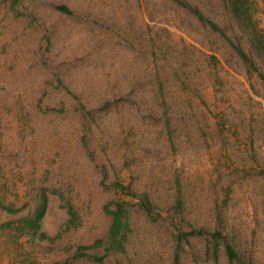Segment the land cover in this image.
I'll list each match as a JSON object with an SVG mask.
<instances>
[{"label":"rangeland","instance_id":"rangeland-1","mask_svg":"<svg viewBox=\"0 0 264 264\" xmlns=\"http://www.w3.org/2000/svg\"><path fill=\"white\" fill-rule=\"evenodd\" d=\"M189 1L241 44L258 69L247 67L221 34L159 3L140 8L136 0H23L19 8L35 11L38 20L33 21L0 0V200L12 201L19 209L11 213L0 206V264H172L167 214L152 220L135 202L130 206L133 232L126 253L113 252L103 262L75 256L78 245L105 236L110 224L104 204L114 193L102 186L96 163L107 164L110 179L112 166L119 169L125 154L132 170L152 168L149 175L154 169L157 175L159 166L169 170L165 157H154L152 150H160L161 144L155 146L150 135L135 152L127 150L133 140L130 135L126 139L130 126L143 125L130 109L132 99L152 87L153 72H161L174 109L185 111L176 137L181 149L172 160L190 166L204 185L232 187L237 227L253 239L256 254L264 260V177L257 173L264 168V53L251 35L252 23L264 32V0H241L252 16L245 27L231 17L223 0ZM56 3H68L75 13H61ZM91 11L94 14L87 17ZM155 33L171 36L172 49L164 58L160 50L155 58L143 40ZM184 73L191 76L192 85H184ZM55 75L82 93L95 110L91 130L84 129L79 101L58 88ZM194 88L202 97H193ZM106 102L111 107L106 109ZM50 106L65 107L58 112L48 110ZM216 121L224 129L220 134ZM200 125L215 134L210 147L202 143ZM189 130L196 135L194 145L188 141ZM85 132L95 159L82 142ZM128 174L124 171L127 179ZM149 175L143 173L137 181L152 182ZM42 188L50 195L43 227L53 239L3 226L27 214ZM55 188L64 189L80 209L79 227L64 230L67 213ZM193 240L202 245L199 237ZM187 257L183 255L181 264H204Z\"/></svg>","mask_w":264,"mask_h":264},{"label":"trees","instance_id":"trees-1","mask_svg":"<svg viewBox=\"0 0 264 264\" xmlns=\"http://www.w3.org/2000/svg\"><path fill=\"white\" fill-rule=\"evenodd\" d=\"M6 1L10 2V8L16 14L23 15L33 21L38 20L35 11L30 10L29 7L26 6L24 10H20L19 5L22 4L23 0ZM116 1L119 2L120 0ZM223 1L229 8L231 15H233L231 17H235L243 27L248 25L246 19L252 20L248 5L241 0ZM136 2L140 8H146L148 5H153V3L157 6V3H159L166 10L171 8L173 12H186L208 30L224 36L247 67L258 69L256 62L249 56L242 45L234 42L222 26L208 16L198 4L189 0H136ZM54 5L56 10L63 14L72 15L75 13V10L68 3H56ZM93 14V11L87 12V17ZM151 15L148 17L154 19ZM251 25L253 26L251 35L253 40H256L255 46L264 53V32L258 28L257 23H252ZM170 37L169 35L166 37L162 33H155L149 38L144 36L143 40L150 47L155 58H158L157 50H160L161 56L164 58L165 53L167 54L172 49L171 44L168 43V40L171 39ZM47 39L49 41L50 37L48 36ZM213 57L216 58V56ZM153 74L152 87L147 92L137 93L132 99L134 105L130 106V109L135 112V116L141 119L140 123L143 125L130 126L131 130H129L126 139L130 135L133 136V140L131 143L126 141L129 147L127 150L131 151V153L135 152L136 145L139 147L140 143L146 142V136L150 135L151 142L156 141L155 146L161 144L159 146L160 150H152L155 153L154 157H157V161L163 160L165 157L168 161L169 170L166 172L161 168L162 166H159L161 171L159 173L156 172L157 175H154L156 169L149 175V170H152V168L132 170L131 158L125 154V157L121 158V167L119 169L112 166L114 174L110 179L107 164L96 163L101 174L102 186L110 187L114 193L113 199L104 204V210L110 216V224L105 236L97 238L93 243L78 245L75 256L89 257L97 262H103L113 252L126 253L127 243L133 232L130 206L132 202H135V205L142 209L152 220H159L165 213L167 214L168 226L172 229V264H181L183 255H187V258L193 259L194 262H203L204 264H264V260L256 254L253 248V239L245 237L242 229L237 227V216L233 215L230 202V199H232V187L230 185L219 187L216 182L209 186L204 185L202 183L203 180L199 181L200 174L194 173L193 175L190 166L184 163L176 164L172 160L174 154L181 149L176 137L178 135V126L185 119V111H176L174 109V104L170 100L172 94L168 91L161 72H153ZM260 74L264 78V72H260ZM55 80L58 88H62L65 94L71 95L73 100L79 101L77 108L80 107L82 111L84 129L87 131L91 130L93 127L92 120L96 119L94 116L95 110L92 111L88 107L86 97L84 98L82 93L75 92L69 88L62 76H56ZM191 81V76L184 73V85H192ZM187 92L185 94H188ZM193 94L195 99L202 97L199 88H194ZM194 98L191 97L190 102ZM99 99L102 98L98 97ZM109 105L106 102L105 108L111 107ZM64 107L56 108L50 106L47 109L62 112ZM190 107L195 113V108L192 105ZM219 126L220 122L216 121L218 134L224 130ZM200 130L202 143L210 147L209 141L214 140L215 134L208 132L207 125H200ZM188 132V141L191 145H194L196 135L192 130ZM89 137L90 135L85 132L82 134L81 139L85 148L90 151V157L95 159V152L91 147ZM200 137L198 136L197 138L200 139ZM222 142L225 144L223 140ZM126 170L129 172V179L124 176V171ZM143 173L144 175H149L148 178L152 182H146L144 185L140 184L137 179L141 178ZM257 173L264 177V168L258 169ZM3 185H7V183ZM136 185H142V188ZM53 192L59 197L60 205L67 213V219L63 224L64 230L79 227L82 217L80 209L73 203L72 198L61 188H55ZM49 201V193L42 188L37 194L35 204L29 208L27 214L8 221L3 226L14 227L16 232L27 234L33 238L42 240L53 239L43 227ZM0 206L11 213L19 211L12 201L5 202L0 200ZM15 224L16 226H13ZM239 224L241 225V223ZM194 237H199L202 240L201 246L193 242ZM96 247H103L105 252L102 254H91L86 251Z\"/></svg>","mask_w":264,"mask_h":264}]
</instances>
